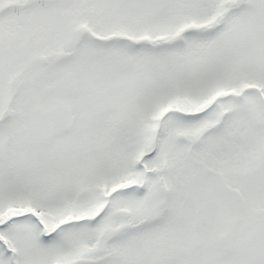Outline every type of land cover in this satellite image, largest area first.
Listing matches in <instances>:
<instances>
[{
  "label": "snow or ice",
  "instance_id": "6c2138e0",
  "mask_svg": "<svg viewBox=\"0 0 264 264\" xmlns=\"http://www.w3.org/2000/svg\"><path fill=\"white\" fill-rule=\"evenodd\" d=\"M0 264H264V0H0Z\"/></svg>",
  "mask_w": 264,
  "mask_h": 264
}]
</instances>
